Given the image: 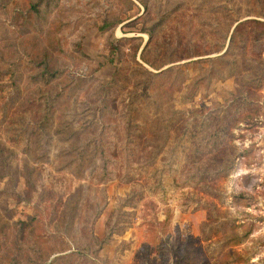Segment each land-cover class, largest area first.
Segmentation results:
<instances>
[{"label": "rangeland", "instance_id": "obj_1", "mask_svg": "<svg viewBox=\"0 0 264 264\" xmlns=\"http://www.w3.org/2000/svg\"><path fill=\"white\" fill-rule=\"evenodd\" d=\"M26 6L0 0V264L30 263L34 247L48 263L109 227L108 244L85 264H264V34L252 38L264 0H60L38 32L19 15ZM104 21L114 23L101 30ZM43 57L62 75L31 83ZM135 62L168 74L147 86L131 75L109 95L112 118L93 111L99 84ZM45 91L59 93L49 107ZM129 92L138 99L133 126L154 147L127 166ZM221 120L230 135L215 162L205 145L192 155ZM106 123L115 135L101 133ZM92 139L109 146L106 175ZM215 165L230 168L195 187L194 168ZM232 235L239 244L222 247Z\"/></svg>", "mask_w": 264, "mask_h": 264}, {"label": "trees", "instance_id": "obj_2", "mask_svg": "<svg viewBox=\"0 0 264 264\" xmlns=\"http://www.w3.org/2000/svg\"><path fill=\"white\" fill-rule=\"evenodd\" d=\"M27 6L23 9L19 10V15L23 19V23L25 26L32 27L34 30L37 32L41 30L42 24L41 21L43 20L44 15L50 13L53 9L58 8L59 6V1L60 0H24ZM255 23L261 25L260 32H257L252 36L253 40H259L261 39L262 35L264 34V22H260L258 20H254ZM121 21H118L120 23ZM114 22L108 23L106 21L103 22L102 27L100 28L101 30L111 27ZM129 39V38H127ZM125 40V39H123ZM119 42V40H117ZM74 49L75 51L79 52L82 57H86L82 50L81 42H75L74 43ZM119 52V47L117 45H113L111 42L109 43V55L107 57V61L110 63H114V54ZM218 57H212L210 59H218ZM135 68L129 66L127 64V68H125L124 64L116 67L114 70L113 75L111 78L108 80H103L99 86L98 90L95 92L96 98L99 105H96L93 108V111L97 110L98 111H103L105 110V113L108 110V114H110L109 119L113 117L115 112L110 111V99L109 95L113 94L118 91V89L122 88L125 89L126 86L128 87L129 83L132 82L131 75L133 76H140L141 80L140 83H143V85H149L151 78L155 77L157 75H160L162 77L166 76L168 72L166 70L161 71L160 73L156 72H150L149 70L143 68L139 63L135 62ZM172 69L175 68V66L171 67ZM32 69L34 70L30 76V82L31 83H37L40 82L43 85H47L53 80L58 79L62 75V69L61 68H56L51 66V61L43 57L40 61L36 62L34 66H32ZM4 74V71L0 68V76L2 77ZM170 91V88L165 89V93H168ZM59 95V93L49 95V93L45 92H40V98L43 99L47 104L48 107L52 105V103L55 101L56 96ZM129 100L127 102V119L125 121L122 120V130L124 134V143L123 146L121 147L120 151L122 152L123 159L127 161V166L130 165L131 162L137 159V161H141V159H144L146 155L151 154L153 147L147 143V140L145 138L144 140V133L142 134L141 127H135L133 126L134 123V115L136 114L135 108H134V101H138L137 95L135 93H128ZM237 98V97H236ZM158 99V95H157ZM240 105H246L249 103V101H246L244 97H240V102L238 104ZM157 106L159 103H156ZM238 108V107H237ZM103 109V110H102ZM95 115V113H94ZM92 121V120H90ZM103 125V124H101ZM135 125V124H134ZM101 129V133H104L106 136H112L115 134H109L106 128L112 127L110 123H106L103 125ZM43 126L40 125L39 128H42ZM106 127V128H105ZM229 128L230 124L228 122H218L209 131V134L204 133L203 136L195 139L197 145L194 150L191 151V154L198 155L199 156V147L201 145H205L206 152L210 153V156H213L216 154H220V150L225 148V139L227 135L229 134ZM206 134V135H205ZM131 139H133V142H131ZM90 145L98 151V154L100 156L101 164L100 168L103 173V175H106L108 173L107 170V165L110 163V159L105 155L104 149H109V146L106 143L105 139H92L89 141ZM88 146V144H87ZM84 147H82L83 149ZM86 148V147H85ZM231 148V147H229ZM81 154H83V150H81ZM201 155V154H200ZM242 156H247V151L242 152ZM216 156H213L211 158V162H215L213 160ZM142 162V161H141ZM214 168L211 171L204 170L202 168H194L193 171V176H192V181L195 185V187H199L202 189L201 185L204 183L205 185L212 177L217 176L220 172L224 171L225 169L230 168L229 165L224 168H218L216 165L213 166ZM128 172V170H127ZM250 175L247 176L246 180H248ZM108 180H112V178H108ZM130 181V178L127 173V182ZM241 197V196H240ZM128 200V199H127ZM101 210V208H100ZM100 215V211H97L96 217ZM29 222L21 221L20 222V233H22L25 229V225L28 224ZM224 226L226 224L224 223ZM205 224L203 223L201 228L204 230ZM86 228V226L84 227ZM107 235L103 237L102 239H97L92 233L91 236L88 240L84 241L82 245L77 246V249L75 253L72 254H64L61 257H55L52 258L48 263L47 259L49 260V257L47 256L46 260L42 258V256L39 254L40 252L38 251L37 248H33V254L30 258V263L29 259L27 264H60V259L61 260H68L71 264L74 263L75 260L79 261V264H85L86 260L88 259L89 255L98 252L108 244L111 236V229H107ZM217 233H219V230H217ZM222 247H230V246H235L239 244V239L237 238L236 235H232L229 237L224 238L223 240L220 241ZM94 246V248H92Z\"/></svg>", "mask_w": 264, "mask_h": 264}]
</instances>
